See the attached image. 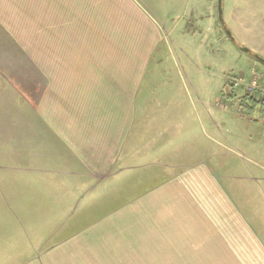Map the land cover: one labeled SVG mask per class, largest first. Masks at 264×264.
Returning <instances> with one entry per match:
<instances>
[{
	"label": "crops",
	"instance_id": "crops-1",
	"mask_svg": "<svg viewBox=\"0 0 264 264\" xmlns=\"http://www.w3.org/2000/svg\"><path fill=\"white\" fill-rule=\"evenodd\" d=\"M196 3L0 0V195L75 228L22 264H264V167L214 157L206 108L193 131L149 106ZM259 129L237 139L260 160Z\"/></svg>",
	"mask_w": 264,
	"mask_h": 264
},
{
	"label": "rangeland",
	"instance_id": "rangeland-1",
	"mask_svg": "<svg viewBox=\"0 0 264 264\" xmlns=\"http://www.w3.org/2000/svg\"><path fill=\"white\" fill-rule=\"evenodd\" d=\"M191 5L195 6L194 1ZM217 6L218 0H197L191 34L182 32L188 28V25L184 26L188 22L186 17L177 32L167 36V43L162 47L163 57L155 58L148 68L149 76L155 77L151 79V89L155 93L163 92L165 96L153 97L149 106L180 110L187 117L184 118L186 129L193 131L200 125L204 129L202 112L206 108L212 116L214 157L218 154L245 163L254 161L263 169V156L260 158L262 162L257 155H251V148L243 146L237 139L242 131L246 136L252 134L253 129L260 130L259 120V123L254 121L258 113L250 108L257 101L247 99L248 94L243 90H230L225 80L256 77L264 83V64L239 49L244 46L264 59V0H222L224 24L219 20ZM143 89L147 90L146 85ZM258 145L264 151V145L261 142ZM258 149L255 146L254 150ZM36 197L0 195L3 264H22L75 229L51 226L56 222L52 220L56 213L53 205L47 204L43 210L37 211L33 201Z\"/></svg>",
	"mask_w": 264,
	"mask_h": 264
},
{
	"label": "built area",
	"instance_id": "built-area-1",
	"mask_svg": "<svg viewBox=\"0 0 264 264\" xmlns=\"http://www.w3.org/2000/svg\"><path fill=\"white\" fill-rule=\"evenodd\" d=\"M230 87L232 90H243L246 94L256 95L259 100H263L264 103V84L261 85L256 77L246 79L245 77H237L235 79H229ZM260 124L264 128V104L261 113L257 117Z\"/></svg>",
	"mask_w": 264,
	"mask_h": 264
},
{
	"label": "water",
	"instance_id": "water-1",
	"mask_svg": "<svg viewBox=\"0 0 264 264\" xmlns=\"http://www.w3.org/2000/svg\"><path fill=\"white\" fill-rule=\"evenodd\" d=\"M221 2L222 0H218V14H219V20L221 22V24H224L223 22V18H222V9H221ZM226 28V27H225ZM226 33L227 35L230 37L231 40H233V37L231 35V33L226 29ZM239 49L243 52V53H247L249 55H251L253 58H255L257 61H259L260 63L264 64V59L260 56H258L257 54H255L254 52H252L250 49L244 47V46H239ZM259 108H256V112L258 113Z\"/></svg>",
	"mask_w": 264,
	"mask_h": 264
},
{
	"label": "trees",
	"instance_id": "trees-1",
	"mask_svg": "<svg viewBox=\"0 0 264 264\" xmlns=\"http://www.w3.org/2000/svg\"><path fill=\"white\" fill-rule=\"evenodd\" d=\"M247 99H249V100H253V101H257V103H255V104H253V106H251L250 108L252 109L251 111H255L256 110V108L258 107V103L260 104H262L263 103V100H257L256 98H254L253 96H249V95H247Z\"/></svg>",
	"mask_w": 264,
	"mask_h": 264
}]
</instances>
